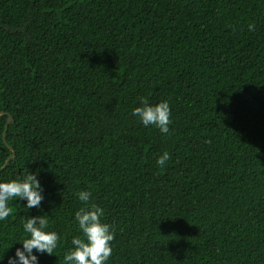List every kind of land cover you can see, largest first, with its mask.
Returning a JSON list of instances; mask_svg holds the SVG:
<instances>
[{"label":"trees","instance_id":"16d2710c","mask_svg":"<svg viewBox=\"0 0 264 264\" xmlns=\"http://www.w3.org/2000/svg\"><path fill=\"white\" fill-rule=\"evenodd\" d=\"M0 113V182L36 173L44 196L10 202L0 264L37 215L61 237L39 264H66L85 189L107 264H264V0H0Z\"/></svg>","mask_w":264,"mask_h":264},{"label":"clouds","instance_id":"9594fccd","mask_svg":"<svg viewBox=\"0 0 264 264\" xmlns=\"http://www.w3.org/2000/svg\"><path fill=\"white\" fill-rule=\"evenodd\" d=\"M253 25H249L252 30ZM132 115L145 127L154 125L161 134H170L171 109L167 100L151 104L146 97H140V106L133 108ZM170 159L164 151L156 158V164L163 167ZM82 203L74 218L81 231V236L71 240L72 248L64 255L66 264H107L112 255V241L115 228L102 220L104 209L93 202L89 190L76 193ZM26 201L25 208L40 209L44 199L43 188L36 173H28L6 182H0V221L6 220L12 212L10 202ZM49 220L45 215L31 216L24 219L23 231L26 238L19 244L14 256L8 257V264H39L38 254L52 255L61 237L56 231L46 230ZM35 250V251H34ZM4 256L0 261H3Z\"/></svg>","mask_w":264,"mask_h":264},{"label":"water","instance_id":"95a60500","mask_svg":"<svg viewBox=\"0 0 264 264\" xmlns=\"http://www.w3.org/2000/svg\"><path fill=\"white\" fill-rule=\"evenodd\" d=\"M6 113H0V116H3V115H5ZM13 121V118L11 117V116H9V118H8V120H7V124H6V129H5V132H4V140H5V142H6V139H5V136H6V133H7V130H8V127H9V125H10V123ZM11 159V157L8 159V161L6 162V164L4 165V167L1 169V170H4L6 167H7V165H8V163H9V160Z\"/></svg>","mask_w":264,"mask_h":264}]
</instances>
